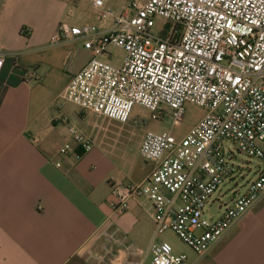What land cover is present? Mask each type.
<instances>
[{"label": "built area", "instance_id": "obj_1", "mask_svg": "<svg viewBox=\"0 0 264 264\" xmlns=\"http://www.w3.org/2000/svg\"><path fill=\"white\" fill-rule=\"evenodd\" d=\"M91 5L98 24H112L104 30L58 27L52 42L79 39L91 59L57 100L119 123L138 106L153 120L170 118L172 127L182 121L187 104L205 111L181 138L171 129L146 132L139 155L153 163L151 172L138 183L114 184L110 203L122 215L131 201L145 198L154 238L172 231L194 253H204L264 192V0H129L120 13L103 0ZM155 20L162 21L157 31ZM111 48L124 53L120 65L102 59ZM4 55L0 47V70ZM62 122L79 160L94 141L66 118ZM75 148L64 143L58 154ZM234 152L260 161L242 191ZM229 184L234 188L220 191ZM216 192L226 202L219 201L216 216L206 217ZM149 252L151 264H186V255L174 254L165 241H153Z\"/></svg>", "mask_w": 264, "mask_h": 264}, {"label": "crops", "instance_id": "obj_2", "mask_svg": "<svg viewBox=\"0 0 264 264\" xmlns=\"http://www.w3.org/2000/svg\"><path fill=\"white\" fill-rule=\"evenodd\" d=\"M103 1L116 13L129 4ZM91 2L0 0V264H144L156 239L148 200L131 201L122 215L110 207L113 185L142 181L153 163L140 157L144 164L119 171L97 132L78 127L90 112L57 100L91 59L79 39L52 42L58 27L112 24H98ZM62 118L94 141L79 160ZM64 143L74 152L59 155ZM186 257V264H264V192L218 242Z\"/></svg>", "mask_w": 264, "mask_h": 264}, {"label": "rangeland", "instance_id": "obj_3", "mask_svg": "<svg viewBox=\"0 0 264 264\" xmlns=\"http://www.w3.org/2000/svg\"><path fill=\"white\" fill-rule=\"evenodd\" d=\"M155 31L159 28L158 24H161V20H155ZM111 64L120 65L124 53L118 49H110L109 55H107ZM77 109V108H76ZM204 111L191 104L185 105V112L182 121L177 126L172 127V121L170 118L164 120H153L151 113L145 109L135 106L129 116L126 123H119L114 120H110L104 117H98L95 114L90 113L84 121L79 124L81 128L87 134H94L97 132V139L106 153V159L113 162L119 167V171L124 172L129 164H144L137 152L139 144H141L144 134L148 131L161 133L168 132L170 129L173 135L181 137L186 134L203 116ZM172 127V128H171ZM224 147L235 149L236 145L232 142H224ZM261 148H264V144H260ZM235 153L233 162L235 165L242 168L241 178L238 179L239 186L238 191H242L247 181L253 180L256 176V168L260 165V161L254 158L247 157L244 153ZM234 188L232 184L222 186L220 191ZM216 199V200H214ZM214 200V201H213ZM219 201L226 202V199L219 197V192L212 195L210 203L206 209V217L216 216ZM213 202V203H212ZM167 242L173 249L174 254H192L193 251L187 247L183 242L172 232L166 231L162 235L155 239V242ZM152 257L148 254L145 258L144 264H151Z\"/></svg>", "mask_w": 264, "mask_h": 264}]
</instances>
